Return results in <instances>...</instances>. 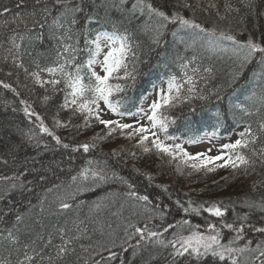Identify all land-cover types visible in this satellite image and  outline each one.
Returning a JSON list of instances; mask_svg holds the SVG:
<instances>
[{"label": "trees", "instance_id": "1", "mask_svg": "<svg viewBox=\"0 0 264 264\" xmlns=\"http://www.w3.org/2000/svg\"><path fill=\"white\" fill-rule=\"evenodd\" d=\"M16 2L17 0H0V13H3L4 7L12 10L11 13L0 15V68L3 69L0 71V80L11 84L20 93L17 96L11 89L0 85V262L17 264L18 260L24 259V251L34 255L31 248L27 247L31 245L45 257L43 261L37 257L36 264H48L47 256L55 258V247L61 244L63 236L64 241L71 237L78 238L69 245L76 251L66 258L65 264H145L150 259V254L156 255L160 250L148 245L146 251L144 241H140L138 245L139 236L135 234V228L147 227L162 231L169 223L188 220L190 225H185L183 231L184 235H188L190 227L196 230L194 226L200 225L199 230L205 231L207 222L217 223L220 219L203 210L199 215L191 211L186 213L176 204L177 200L190 209L198 208L201 204L207 208L210 203L205 202L222 201L228 207L227 222H232L237 215L249 213L250 210L245 207V198L257 202L264 198V167L259 165L255 170L247 169V174L243 166L238 170L230 167L217 168L212 172L205 169L194 170L182 164L179 159L170 160L167 156L162 158L155 149L144 153L137 140L127 139L126 134L117 132L106 139H95L97 136H105L107 130L104 125L90 119L89 127H84V118L80 114L73 115L70 109H60L64 99L63 92H53L51 85L41 87L34 84L33 78L18 67L23 62L29 72L36 71L34 58L41 66H51L56 58V41L47 31L42 41L33 40L30 43L18 40L21 47L19 50L13 49L14 55H9L6 51L12 47L10 37L17 32L24 35L27 31L23 24L12 23L13 16L17 13L26 15L33 7V0H26L19 8L16 7ZM132 2L133 0H128L125 7H130ZM153 2L159 3V0ZM189 2L196 3V0ZM212 2L218 5L219 15L215 9H207L209 0H200L201 8L196 9L194 15L190 11L182 14L194 18L210 31L215 30L217 35L226 32L234 35L241 43L251 38L264 44V0H251L252 8L246 7L249 0ZM111 3L118 4L119 0H85V14L91 13L97 18L96 22L89 25L93 35L96 31H116L120 34L127 28L129 32L135 33L133 45L135 47V43L139 42L138 55L146 60L145 64L139 66L140 75L137 80L134 83L129 81L126 92L119 94L127 100L122 111H137L152 84L166 81L168 74H181L179 62L174 59L177 52L185 57V62L194 56L196 59L189 66L190 69L193 66H199L201 70L204 67L214 68L215 78L200 84L204 94L208 95L210 91L221 88V85L224 87L221 88L220 99L212 95L207 100L195 99L177 104L174 108L161 109L169 121H175L169 124L168 134L185 141L197 139L205 133L216 132L218 135L228 136L237 132L239 139V133L251 125L253 131L260 136L255 147H264V133H260L258 129V122L264 118V107H261L259 101L249 103V110L253 113L250 116L233 108L234 104L246 101L253 90L246 82L252 79V71L258 67L255 63L248 66L237 85L228 87L227 81L230 71L235 67V58L231 52L225 53L219 48H232L231 41L218 40L217 37L198 31H178L177 26L170 28L166 34L167 44L149 51L147 37L136 27L138 21L129 24L128 13L107 7ZM226 3H230L233 9H239V12H227L224 7ZM5 21L9 23L6 24ZM173 32H178L177 36H173ZM179 36L188 41L190 46L179 44ZM88 38L91 39V36ZM79 39L78 47L83 49L84 39ZM87 58L86 51L77 57L79 61H86ZM13 60H16V64H13ZM9 72L12 75H8ZM42 77L49 79L47 73H42ZM111 83L125 82L112 80ZM256 91L259 92V89ZM44 96H49L50 99L45 102ZM21 100H26L30 110H35L44 124L61 137L62 143H68L70 148L64 149L53 137L40 131L39 120L36 117L29 119L24 114L25 105L20 103ZM218 118L223 124L218 123ZM56 120L65 123L71 120V125L67 129L56 127ZM127 131L129 130H125V133ZM32 133L35 138L29 142L27 135L23 134ZM37 141L38 147L35 146ZM83 143L97 146L89 152H84L83 149L72 151V148ZM11 145L19 147L10 150ZM148 146L152 147L150 143ZM113 152L116 154L113 155ZM133 152L135 156L130 154ZM5 160L7 163H4ZM90 160L95 163L89 165ZM105 163L110 176L107 182L96 183L92 179L82 181L80 178L73 182L72 177L78 176L83 169L105 167ZM148 176L152 179L149 180ZM4 177L9 179L5 180ZM16 177L19 179H15ZM120 178L134 185V189H129L128 184L123 183ZM130 190L149 196L152 201L148 205L149 211H145L143 201L127 195ZM61 201L71 207L62 209ZM97 203L101 205L99 209L95 207ZM156 204L164 210L163 219L159 210H153ZM17 215L23 217L21 222L16 221ZM248 223L264 227V212L251 211ZM217 226L220 227V224ZM8 231L19 236L20 245L13 246L5 239ZM172 232L170 229L164 236L171 239ZM223 232V242L226 243L234 233L228 229ZM49 239L52 240V245L45 247ZM247 239H252L255 244L264 240V236L246 229L245 240L238 241L237 246L243 247ZM165 256L166 252L152 261V264H169Z\"/></svg>", "mask_w": 264, "mask_h": 264}, {"label": "snow or ice", "instance_id": "2", "mask_svg": "<svg viewBox=\"0 0 264 264\" xmlns=\"http://www.w3.org/2000/svg\"><path fill=\"white\" fill-rule=\"evenodd\" d=\"M26 3V0H17L16 7L19 8ZM128 0H119V3H111L107 7L116 8L121 12L128 13V23L132 24L133 21H138L136 27L138 31L147 37L149 51H154L156 48L167 44L165 39L166 34L170 28L179 30H192L193 32L208 33L217 39L231 41L232 48L221 47L220 51L228 53L231 52L232 57L235 59L233 63L234 68L229 73V80L227 81L228 87H233L244 77L245 70L249 65L255 63L258 67L252 71V79L247 81L249 87L253 90L250 95L246 97V101L233 105L234 109H238L244 115H252L249 110V103L255 104L260 102L261 107H264V44L254 41L249 38L246 42L241 43L236 37L230 33L220 32L218 35L215 30H209L201 23H197L194 18H188L182 14L184 11H190L195 14L196 9L201 8L200 0L196 3H190L189 0H159V3H154L153 0H133L130 7H125ZM227 12L236 11L230 3L224 5ZM246 7L252 8L251 0L246 4ZM207 9H215L219 15V7L216 3L209 0ZM206 10V9H204ZM11 9L4 7V13H11ZM86 5L85 0H33L32 10L27 12L26 15L19 13L15 14L12 23L17 25L23 24L27 30L24 35L18 32L9 38L12 47L6 51L9 55H14L13 49L19 50L21 45L17 41H31L44 39L45 31L49 36L56 41V58L52 61L51 66H41L37 59H33L36 71L29 72V69L20 62L18 67L22 68L25 74L33 78L34 84L44 87L51 85L53 92H63V103L59 106L61 110L70 109L73 115L80 114L84 118V127H89L90 119H95L99 124L104 125L106 134L104 137H95V139H106L114 133L119 132L122 135L126 134L129 140H137L138 145L142 148L144 153L151 152L153 149L163 158L167 156L170 160L179 159L182 164L190 166L194 170L205 169L208 172L215 171L217 168L230 167L234 170L240 169L242 166L247 174V169L255 170L256 166L264 167V147L257 149L255 144L259 141L260 136L253 131L251 125L239 133L240 138L233 143L224 144L221 146V153L216 156H208L205 153L190 154L184 147V144H196L199 139H187L182 142L180 137L168 134L170 123L161 111V109L174 108L177 104L184 102H191L192 100H207L210 96L215 95L220 99L221 88H216L204 94V90L200 87L201 82L207 83L215 78L213 67H204L201 70L199 66L193 64L196 57H192L185 62V57L180 56L177 52L175 61L179 62L181 74H168L164 85L157 86L151 85L152 92L155 93L156 98L145 110L143 107L137 111H129L124 108L127 102L126 97L119 95L126 92L128 82H135L140 75L139 66L145 64L146 60L138 55L140 44L137 41L135 47L133 45V38L135 33L129 32L127 28L123 33L118 34L116 31H93L89 26L91 22H96L95 15L88 13L85 14ZM85 14V15H81ZM223 19V17H221ZM81 21H84L83 23ZM5 23H9L5 21ZM15 32V29H13ZM178 32H173V36H177ZM91 36V39L88 37ZM80 37L84 39L85 47L81 49L78 47L80 44ZM102 42H105L102 46ZM178 43L184 44L186 47L190 46L182 36L178 37ZM212 43V42H210ZM104 46L108 48L104 52ZM86 51L88 58L86 61H79L77 57ZM103 53V59L99 57ZM258 57V58H257ZM7 57H5V60ZM16 64V60H13ZM99 65L102 72L101 75L95 70V66ZM0 71H3L0 68ZM42 73H47L49 79L45 80ZM206 74V75H205ZM8 75H12L11 72ZM112 80L124 81L125 83H111ZM0 85L5 89H11L17 96L20 93L11 84L5 83L0 80ZM62 86V87H61ZM27 87V85H25ZM259 89V92L256 91ZM151 94V93H149ZM117 97V98H114ZM146 98V97H145ZM49 96H44V101L47 102ZM101 102L106 105L107 109L114 113L116 116L123 118L124 116H137L141 115L149 121L148 125L136 121V124L121 123L120 120L104 119L102 117ZM24 104V114L31 119L36 117L39 120V130L46 133L55 139L57 144H60L64 149H69L68 143H62L61 137L57 136L50 128L44 124V121L35 110H30V106L26 100H21ZM14 111V109H13ZM195 111V109H192ZM219 115V114H218ZM218 123L223 124L222 120ZM71 120L67 123L60 120L55 121V126L60 128H69ZM258 129L260 133H264V118L258 122ZM125 130H129L125 133ZM17 131H20L17 129ZM31 133V129L29 130ZM159 133H163L164 139H161ZM27 135L30 142L35 138V134ZM212 136L216 132L211 133ZM152 137V139H150ZM166 140L172 143H166ZM152 147H149L148 144ZM35 146H39V142ZM97 145L83 143L78 147L72 148V151H79L83 149L84 152H89L90 149L95 148ZM18 145H11L10 150H15ZM226 150V151H224ZM208 151H211L209 149ZM116 153L113 152V155ZM135 156V153H130ZM217 161L221 163L217 164ZM189 162H191L189 164ZM4 163H7L5 160ZM89 165L95 163L89 161ZM212 165V167H209ZM138 171V170H137ZM115 176V173H112ZM78 178L82 181L92 179L96 183H105L110 179L105 167L97 166L95 169L88 167L79 172L78 176H73L72 180L75 182ZM3 179H9L4 177ZM15 179H19L16 177ZM41 179H44L41 177ZM123 183L128 184L129 189H134V185L129 184L124 178H120ZM151 180L152 177L148 176ZM15 187V185H13ZM255 187V185H254ZM167 190V189H165ZM51 191V189H49ZM127 195L134 197L137 201L144 202L145 211H149V204H152L148 195H139L136 191L130 190ZM210 203V206L204 208L201 204L198 208H186L177 200L176 204L184 212H193L197 215L203 210L210 213L213 217L220 218L217 223L207 222L206 230L200 231V225H195L196 230L190 227L188 231L190 234L184 235V226L190 225V221L184 220L176 224H167L162 228V231L150 230L145 228H135V234H138L139 240L145 242V250H148V245L160 251L156 255L150 254V259L145 261V264H152V261L157 260L159 256H163L164 252L167 253L165 259H168L169 264H241V257H243V264H264V240L255 242L252 239H247L243 247L237 246V242L245 240L246 229L250 232H255L264 236V227H255L249 224V215L253 210L264 212V198L259 202L245 198V207L250 211L243 215H237L232 222H227L228 207L222 201L205 202ZM70 204L61 201L62 209H69ZM97 209L101 207L99 203L95 205ZM153 210H159L161 218H164V210L160 208L159 204L154 206ZM22 216L17 215L16 221L21 222ZM220 224V227L217 224ZM179 228V231L176 229ZM172 229V238L168 239L164 233H168ZM224 229L230 230L234 235L226 243L224 239ZM13 246L20 245L21 241L18 235L8 231L7 237ZM77 237H71L64 241L61 237V244L55 247V258L51 255L47 256L48 264H65L68 256L75 253L74 247H69ZM52 240L49 239L45 247L51 246ZM34 255H29L27 251L23 252L24 259L18 260L17 264H36V258L39 257L41 261L44 260V254L36 251L31 245ZM136 254L135 252L133 253ZM170 258V259H169ZM6 264V262H0Z\"/></svg>", "mask_w": 264, "mask_h": 264}, {"label": "rangeland", "instance_id": "3", "mask_svg": "<svg viewBox=\"0 0 264 264\" xmlns=\"http://www.w3.org/2000/svg\"><path fill=\"white\" fill-rule=\"evenodd\" d=\"M105 42H102V46L104 45ZM108 48L104 46V52H106ZM101 60L103 59V53H101L100 57ZM95 70L103 75L104 73L102 72L101 68L99 65L95 66ZM158 87L159 86H166L164 85V81L157 83L156 84ZM151 93V94H149ZM146 97V98H145ZM140 107H143L145 110L148 109L149 105L152 103V101L156 98L155 93L152 92V89L145 95ZM102 109V117L104 119H111V120H120L121 123H130V124H136V121H140V123L144 125H148L149 121L146 118H142L141 115L137 116H124L123 118L116 116L114 113H112L110 110L107 109L106 105L101 102L100 105ZM161 136V139H164V136L159 133ZM238 133H233L228 136H221L216 134L215 136H212L211 133H205L201 137H199V141L196 144H184L185 149L190 153L195 155L196 153H205L208 156H215L217 154L221 153V146L224 144L232 143L235 141L238 137ZM184 140L177 141V142H182ZM166 143H172L170 140H166ZM211 149V151H208ZM225 151V150H224Z\"/></svg>", "mask_w": 264, "mask_h": 264}]
</instances>
